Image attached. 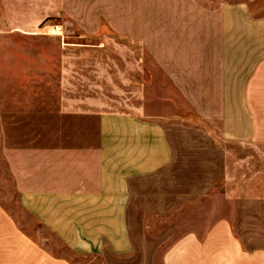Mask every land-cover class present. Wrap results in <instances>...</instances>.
<instances>
[{"label":"crops","instance_id":"0c3cea01","mask_svg":"<svg viewBox=\"0 0 264 264\" xmlns=\"http://www.w3.org/2000/svg\"><path fill=\"white\" fill-rule=\"evenodd\" d=\"M5 203L104 264H264V0H0V264H78Z\"/></svg>","mask_w":264,"mask_h":264},{"label":"rangeland","instance_id":"374dc122","mask_svg":"<svg viewBox=\"0 0 264 264\" xmlns=\"http://www.w3.org/2000/svg\"><path fill=\"white\" fill-rule=\"evenodd\" d=\"M111 95V92H107ZM103 96V95H99ZM105 101V100H103ZM117 107L120 108V102L115 103ZM119 104V105H118ZM10 210L16 215L20 226L32 234L35 238L44 239V241L48 242L50 245V249L59 253L62 256L70 259L71 261L78 264H104V261L99 256L93 255H84V254H75L69 251L66 247L62 246L57 239H55L48 231L44 229L42 225H40L37 221L26 215L23 210L19 207L18 203H5Z\"/></svg>","mask_w":264,"mask_h":264},{"label":"built area","instance_id":"2783aa9c","mask_svg":"<svg viewBox=\"0 0 264 264\" xmlns=\"http://www.w3.org/2000/svg\"><path fill=\"white\" fill-rule=\"evenodd\" d=\"M53 30L51 31L52 34L65 36L66 35V29L63 25H55L52 27Z\"/></svg>","mask_w":264,"mask_h":264}]
</instances>
